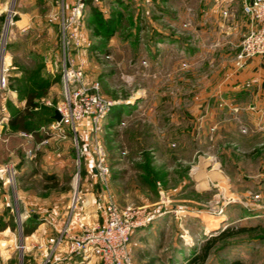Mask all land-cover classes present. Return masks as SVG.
I'll use <instances>...</instances> for the list:
<instances>
[{
	"label": "rangeland",
	"instance_id": "374dc122",
	"mask_svg": "<svg viewBox=\"0 0 264 264\" xmlns=\"http://www.w3.org/2000/svg\"><path fill=\"white\" fill-rule=\"evenodd\" d=\"M72 1L38 5L45 15L38 26L31 20L27 31L37 33L26 47L10 46L18 1L0 18L10 73L0 89V120L8 122L0 128V264H53L64 220L82 212L92 222L105 191L120 206L157 215L131 235L134 264H187L222 234L229 235L202 264H264V77L262 86L232 79L250 60L238 63L251 23L245 0H92L102 23L86 4L76 53L89 80L122 111L98 125L52 128L63 84L62 29L50 18L67 14ZM30 94L37 107L26 118L28 130L13 127L10 117ZM96 142L110 165L106 186L92 169ZM28 164L59 181L18 177ZM33 219L31 237L23 227ZM145 238L153 239L149 249Z\"/></svg>",
	"mask_w": 264,
	"mask_h": 264
},
{
	"label": "built area",
	"instance_id": "2783aa9c",
	"mask_svg": "<svg viewBox=\"0 0 264 264\" xmlns=\"http://www.w3.org/2000/svg\"><path fill=\"white\" fill-rule=\"evenodd\" d=\"M85 1L76 0L67 14L63 11L50 18V21L58 20L62 29L60 77L63 93L55 109L62 118L53 119L52 128L71 126L76 122L98 125L118 106L117 101L101 93L98 80H89L74 54L83 45L81 30ZM245 10L251 17V28L241 41L238 54L240 67L249 59L264 55V0H245ZM4 48L5 42L0 47V89L7 86L10 75L3 57ZM4 123H8L6 118L0 120V128ZM47 142L48 138L41 140L37 147ZM95 148L97 155L92 169L106 186L110 175L107 153L99 142H96ZM97 210L99 216L92 222H87L82 212H77V217H71L56 238L52 250L64 249L62 259L65 264H88L94 257L99 264H134L130 250L131 235L152 223L157 215L145 207L120 206L106 191ZM72 220L76 230L70 227Z\"/></svg>",
	"mask_w": 264,
	"mask_h": 264
},
{
	"label": "crops",
	"instance_id": "0c3cea01",
	"mask_svg": "<svg viewBox=\"0 0 264 264\" xmlns=\"http://www.w3.org/2000/svg\"><path fill=\"white\" fill-rule=\"evenodd\" d=\"M15 1H18V6H16V10H15L16 14H18V17L16 18V22H17L18 27H17V29L11 30V35L15 36V38H17V39L14 42H11L10 46L12 48V45H13L14 48H17L18 45H20V44L22 45V43H24L23 45H25V47H26L27 44H25V43H27V39H28L27 37H31V34L34 33V30L27 31L29 29V27H31V25L33 24L31 20H35L36 21L35 26H38V25H40L39 19L42 20V17L45 15L44 11L39 10L38 5L45 6V9H46V7H49V9H50L52 6V3H54L55 0H0V18L3 20V22L7 18V9H9L11 3L12 2L15 3ZM72 2H74V0ZM14 9H15V7H14ZM28 9H30V10H28ZM41 23H42V21H41ZM1 25L2 24L0 23V36L2 34ZM44 25H45V27L48 26L46 28L51 29V26L49 23H45ZM250 28H251V23H248V31L250 30ZM19 30H21V32H27L26 34H20V36H22V35H26V36L25 37H19V35L17 33ZM35 33H37L36 30H35ZM81 34L83 35V29L81 31ZM9 38H10V36H9ZM82 38H83V36H82ZM42 42H45V44L47 46V48H45V49H51L52 50V43L53 42L47 43L48 41L46 39L44 40V38H42ZM47 44H49V45H47ZM50 54H51L50 55V62H51V60H53L54 54L53 53H50ZM74 54L76 55L78 63L81 64L82 63L81 61H83V60H80V55H78V53H76V51ZM61 57H62V54H61ZM54 61L56 62V64L58 63V60H54ZM61 65H62V62L60 64H58V66H61ZM12 74H11V76H12ZM14 75H16L15 77H18L17 73H15ZM60 76H61V70H60ZM244 77H248V78H244ZM263 77H264V56L259 55V56H255V57L251 58L248 61L247 65L245 66L243 72H241V74H239V76H236V77L234 76L232 79H236L235 81L239 84V83H242V81H245V79L248 80V79L252 78L253 81H256V80L259 81L260 86H262L261 84L263 81ZM60 80H61V77H60ZM226 89H228V88H226ZM228 91L233 92L230 89ZM259 91H261V90H259ZM224 93H227V92L222 91L219 93L222 98L226 96V95H223ZM23 104L25 106L26 102L25 103L23 102ZM24 106H22L21 108H23ZM21 108H19V109H21ZM116 109H119V106H116ZM109 116L111 118V114ZM113 119H116V118H113ZM28 165L29 166H26L24 168L23 167L20 168V171L18 172V177H20V178H22V177L31 178V177H34L36 174H40V175H42V177L44 178L45 181H48L45 178V175L48 174L50 177L49 181H56V182L59 181L58 180L59 178L55 177L54 173L47 172L45 175H43L44 172L42 170L33 169L30 164H28ZM31 168L33 170L30 172ZM95 220H96V216L94 215V217L92 218V221H95ZM66 223H67V220H64L62 227ZM72 223H74V220H72ZM76 227H77L76 225L73 226L74 230H76ZM151 228L152 227H149L146 233H148V234L151 233V231H153ZM35 234H33V235H35ZM29 236H31V235H29ZM31 237H33V236H31ZM42 241H43V238L39 240V242H42ZM46 241H48V239ZM147 241L152 243L153 239L151 240L150 238H148V239L145 238V245L143 246V247H145V249H149L148 248L149 246H147ZM159 244H160V242H159ZM159 244L157 243V245H159ZM63 253H64V250H61V249H59L55 252V259L53 261V264H65V261H63L64 259H62ZM143 257H145V256H143ZM88 264H99V261L97 258L94 257L89 261Z\"/></svg>",
	"mask_w": 264,
	"mask_h": 264
},
{
	"label": "trees",
	"instance_id": "16d2710c",
	"mask_svg": "<svg viewBox=\"0 0 264 264\" xmlns=\"http://www.w3.org/2000/svg\"><path fill=\"white\" fill-rule=\"evenodd\" d=\"M117 0H115L116 2ZM86 4L90 5L91 8V12L93 13L94 18L99 21L100 23H102V17H101V13L97 10L96 6H94V4H92V0H87ZM35 94H30L27 98V102L25 104V106L21 109H17V111L14 113V115H12L10 117V124L13 127H18L21 130H28L27 125L25 124L26 118L27 116H30L32 113V109H34L35 107H37V104L35 102ZM54 111V110H53ZM111 118H116L118 119L121 112L120 109H116L114 108L111 111ZM54 116V114H53ZM52 116V120L54 119ZM31 132H33V134L36 136L37 139L40 138L38 132L36 130L33 129H29ZM45 178L47 180H50V177L48 174L45 175ZM56 186V184H55ZM38 225V220L33 219V223L32 224H27L24 225L23 227V232L25 235H30L37 227ZM234 233V232H232ZM229 234H222L219 238H214L212 240L209 241V243H207V245L204 247L203 252L200 255H196L194 258H192L189 262H187V264H202L206 258L208 257V253L210 251V249L212 248V246L221 238L226 237ZM232 264H241L240 261L236 260L234 262H232Z\"/></svg>",
	"mask_w": 264,
	"mask_h": 264
},
{
	"label": "water",
	"instance_id": "95a60500",
	"mask_svg": "<svg viewBox=\"0 0 264 264\" xmlns=\"http://www.w3.org/2000/svg\"><path fill=\"white\" fill-rule=\"evenodd\" d=\"M53 117H54V119H56V120H61V118H62L61 114H60L58 111H55Z\"/></svg>",
	"mask_w": 264,
	"mask_h": 264
}]
</instances>
